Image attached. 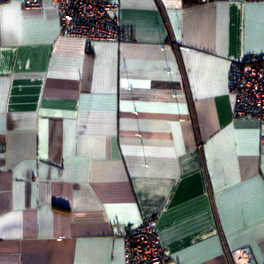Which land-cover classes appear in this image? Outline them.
I'll return each instance as SVG.
<instances>
[{"label":"crops","instance_id":"1","mask_svg":"<svg viewBox=\"0 0 264 264\" xmlns=\"http://www.w3.org/2000/svg\"><path fill=\"white\" fill-rule=\"evenodd\" d=\"M114 1L128 41L0 0V264H124L152 214L167 264H264V125L228 89L264 0Z\"/></svg>","mask_w":264,"mask_h":264},{"label":"built area","instance_id":"2","mask_svg":"<svg viewBox=\"0 0 264 264\" xmlns=\"http://www.w3.org/2000/svg\"><path fill=\"white\" fill-rule=\"evenodd\" d=\"M25 10H41L46 2L58 9L60 31L88 40H130V27L118 18L114 0H20ZM207 1V0H200ZM228 89L232 115L251 116L264 125V54L248 53L230 61ZM157 215L144 216L124 232V264H167L168 258L157 231ZM234 264H249L245 247L232 249Z\"/></svg>","mask_w":264,"mask_h":264}]
</instances>
